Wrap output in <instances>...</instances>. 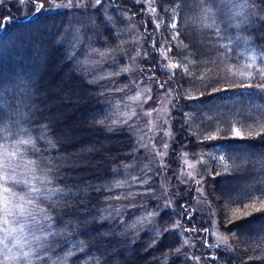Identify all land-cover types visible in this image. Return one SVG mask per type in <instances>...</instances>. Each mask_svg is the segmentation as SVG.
I'll use <instances>...</instances> for the list:
<instances>
[{
    "label": "trees",
    "instance_id": "obj_1",
    "mask_svg": "<svg viewBox=\"0 0 264 264\" xmlns=\"http://www.w3.org/2000/svg\"><path fill=\"white\" fill-rule=\"evenodd\" d=\"M155 1L159 27L148 45L165 44L179 65L167 75L155 68L156 53L144 64L155 85L173 92L164 168L172 201L151 207L155 228L136 238L107 220L106 208L123 197L139 142L126 130L110 129L102 93L62 41L69 13H44L51 0H37L39 11L28 0L0 2V163L6 153L23 154L52 188L38 202L52 229L35 264H180L177 229L210 242L204 234L209 222L189 217L195 192L178 181L183 155L196 163L219 228L233 246L231 253L217 252L221 261L264 264V83L246 75L233 30L217 29L205 0ZM251 3L256 18L242 32L264 48V0ZM101 5L118 24L120 12L145 27L149 22L133 0ZM99 24L103 46H113V29L103 19Z\"/></svg>",
    "mask_w": 264,
    "mask_h": 264
},
{
    "label": "rangeland",
    "instance_id": "obj_2",
    "mask_svg": "<svg viewBox=\"0 0 264 264\" xmlns=\"http://www.w3.org/2000/svg\"><path fill=\"white\" fill-rule=\"evenodd\" d=\"M21 1V0H19ZM144 11L143 18L149 20L147 26L135 20L129 13L120 14L118 24L106 9L102 0H51L44 13L67 11L69 20L62 41L70 49V55L86 69L90 78L98 86L105 104L110 109V129L126 130L139 142V152L130 165L128 185L124 187L122 198L107 205V220H117L136 238L140 233L155 228L156 210L170 206V181L164 174L172 139L171 113L173 92L166 85L157 86L152 75L144 69L146 60L154 61L151 54H158L157 69L173 74L175 63L172 61L165 44L155 45L159 20L155 0H133ZM207 11L218 30H233V42L240 44L244 57L246 75L260 79L264 83V48L253 46L245 38L243 29L256 18L251 0H205ZM103 10V16L99 11ZM103 19L113 29L116 42L104 47L106 37L100 27ZM154 39L148 45V38ZM156 47V48H153ZM160 83V82H159ZM158 83V84H159ZM178 181L194 190V214L209 222L204 231L210 239L206 242L196 240L182 228L177 229L183 236L182 246L176 251L181 258L180 264H224L218 251L231 253L230 239L219 228L216 212L211 207L204 190L203 179L198 176L196 163L183 155ZM127 172V171H126ZM4 176L9 177L7 181ZM14 178V179H12ZM18 182V183H17ZM10 189L4 193L3 189ZM35 189V191H33ZM52 188L46 183L33 162L17 152L6 153L0 163V204L8 196L14 203L13 194L23 196V203L32 213L23 222L24 232L18 225L9 224V233L0 232V262L4 264H35L39 252L47 241L52 226L47 211L40 206L39 198L47 196ZM32 201L31 203H27ZM11 219V217H9ZM17 229L11 231V229Z\"/></svg>",
    "mask_w": 264,
    "mask_h": 264
},
{
    "label": "snow or ice",
    "instance_id": "obj_3",
    "mask_svg": "<svg viewBox=\"0 0 264 264\" xmlns=\"http://www.w3.org/2000/svg\"><path fill=\"white\" fill-rule=\"evenodd\" d=\"M2 2V0H0ZM21 2H25V0H21ZM28 2L34 3L36 5V10L39 11L41 8H43V4L37 3V0H28ZM97 4L100 3V0H96ZM3 21H0V24H2ZM172 28L176 27V24L173 23L171 25ZM175 67H179V65H175ZM169 75H172V73H168ZM163 87V85H161ZM236 131V134L239 135L238 130ZM26 143V142H25ZM3 179L7 181L9 177L4 176ZM14 179V178H12ZM18 183V182H17ZM35 191V189H33ZM4 193H9L10 189L5 187L3 189ZM14 200H19L21 203H14L13 200H10L8 196L3 197V202L0 204V232L3 233H9V224H16L18 225V230L23 233L24 229L26 227V224L23 222L28 216H31L32 213L26 208L25 204L23 203L24 197L23 196H17L16 194H13ZM32 201H28L27 203H31ZM11 217V219H9ZM17 229H11V231H16ZM0 242H3L0 240ZM2 264V262H0Z\"/></svg>",
    "mask_w": 264,
    "mask_h": 264
}]
</instances>
